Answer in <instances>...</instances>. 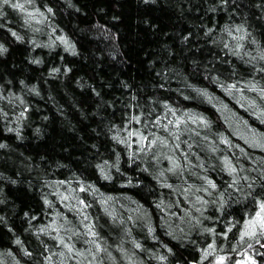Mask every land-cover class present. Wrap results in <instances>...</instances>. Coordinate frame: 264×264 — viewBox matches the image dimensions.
<instances>
[{
  "label": "trees",
  "instance_id": "trees-1",
  "mask_svg": "<svg viewBox=\"0 0 264 264\" xmlns=\"http://www.w3.org/2000/svg\"><path fill=\"white\" fill-rule=\"evenodd\" d=\"M12 2L23 9H0V42L7 47L0 54V144L6 145L0 148V264H41L45 256L52 264H212L217 252L227 257L225 264H252L250 256L264 264V237L241 239L244 222L258 210L253 198L229 189L228 203L222 209L215 203L231 183L224 157L239 177L258 176L264 168V148L253 143H264V0H229L227 7L218 0ZM212 4L217 8L209 11ZM45 5L55 13L47 19L35 11H45ZM241 23L247 35L237 48L243 33L234 25ZM225 25L233 36L221 31ZM11 30L24 39L16 40ZM53 68L60 71L51 73ZM228 84L235 88L226 91ZM165 99L188 124L179 133L180 149L130 156L138 145L129 148L113 134L117 128L121 138L128 129L144 131L139 123H127L141 111L152 131L177 143L155 127L156 116L163 123L173 120L155 104ZM188 116L206 117L208 125L192 124ZM161 151L175 156L183 170L167 172L166 156L158 164L149 158ZM101 168L112 178L105 179ZM161 169L163 185L164 178L157 179ZM205 175L219 186L212 196L199 190ZM261 183L256 181L257 194ZM198 196L210 203L198 202ZM78 197L89 207L79 205ZM86 225H94L98 235H87ZM41 227L47 231L38 232ZM57 235L74 250L64 248ZM209 244L213 254L201 259Z\"/></svg>",
  "mask_w": 264,
  "mask_h": 264
},
{
  "label": "snow or ice",
  "instance_id": "snow-or-ice-1",
  "mask_svg": "<svg viewBox=\"0 0 264 264\" xmlns=\"http://www.w3.org/2000/svg\"><path fill=\"white\" fill-rule=\"evenodd\" d=\"M145 2L147 3L148 0H145ZM218 4L222 5L224 7H227L229 4V0H218ZM8 5H10V7L13 9H17V8L23 9V5H21L18 2L13 3L12 0H0V9H2L4 6H8ZM216 8H217V5L212 4L209 7V11H214V10H216ZM35 11L38 12L40 17L43 19H47V14H52V15L55 14L54 9L48 5H45V11H40V9H38V8L35 9ZM3 15H4V12L2 10H0V16H3ZM32 19H35V17H32ZM234 28H235V32L237 34L243 33L242 35L239 36V39L236 43L237 48H243L244 45L242 43H240L239 41L245 39V37L247 35L246 28H245L243 23L234 25ZM212 31H213L212 28L207 29V33H211ZM221 31L226 32L229 36H233L232 28H230L228 25H225ZM11 34L13 37H15L16 40H23L24 39V37L21 34H19L18 32H16L15 30H11ZM190 35H191V33L188 34V36H190ZM188 36H184L183 40L187 41ZM58 39L63 44H65L66 50H70L73 53H75V51H76L75 46L68 40V38L66 36H60V37H58ZM224 47L227 48L229 46L227 44H225ZM5 52H7V47L3 42H0V54H3ZM261 59H264V55L261 56ZM33 62L34 63H41V61L39 59H36ZM260 70L264 71V68H262ZM59 71H60L59 68L51 69V73H57ZM215 79L218 81L219 77L217 76V77H215ZM21 83H23V81H21ZM221 86L223 87V85H221ZM232 88H235V84H228L227 88L225 90L227 91V90L232 89ZM32 90L36 91L35 87H33ZM199 91L204 93L205 95L207 94L206 90H204V89H200ZM260 93H261V96H264V89H260ZM7 99L12 100V102L14 104L16 103V100H13L12 97H7ZM18 99H19V102L21 104L24 103L22 98H18ZM131 99H132V101L135 102L136 105H139V100L137 99L136 95H133L131 97ZM153 99H155V98H153ZM253 103H255V102L253 101ZM155 104L162 105L163 110L165 112H168L170 115L173 116V120L168 121L167 123H163L161 121L160 116H156L155 127L164 129L165 131H168L169 135L172 136L173 139L175 141H177V143L170 144L168 136L161 135V134H158V133L152 131L150 129V126L148 124H145L143 119H142V117L146 114L144 111H141L139 114L132 115L130 120L127 122L128 124H131L132 122H136V123L141 124L142 127L144 128V131H142L141 129H128L127 138H121V136L119 135V132L121 131V129L117 128V126L114 124L112 125L113 128H117V131L113 134V139L117 140L121 144H125L129 148L132 147V144L138 145V147L136 149H134L132 152L129 153L130 156H134L137 159H140V156L138 155L139 153H154L157 148L167 147L169 152L174 151V150H179L181 147V145L179 143V141H180L179 133L189 130L187 122L185 121L182 123L180 116L177 115L178 110L175 109L169 103L168 100H166V99L162 100V101L161 100H155ZM153 106H155V105H153ZM25 113H26V110H22L19 113V118L23 119L25 116ZM147 115L151 116L152 113L148 112ZM45 119H46V117H45ZM164 119H167V117L165 116ZM187 121H191L192 124H197L198 122H202L204 126L208 125L207 118L202 117V116H197L195 118H193L192 116H188ZM262 122H264V121H262ZM173 125H175V127H173ZM7 131H18V128H8ZM38 131H39V129H38ZM191 131L195 132V129H191ZM133 137H138V139H132ZM129 141H131V143H129ZM224 142L229 143V141H227V140H225ZM185 143H187L188 148L191 149L192 144L190 142H187V141ZM253 143L257 147L264 148V143H261L259 141H255V140L253 141ZM5 146L6 145H4V144H0V148H3ZM213 151H215V149H213ZM161 156H166L167 160L170 162L171 166L169 168H167V172L175 174V173H177L178 170H183V165L175 156L167 155L163 151L156 153L155 155H151L149 158L152 160H155L158 164L159 158ZM185 159H187V158L185 157ZM223 160H224V165H223L224 171H227L229 173V175L231 177V183L227 184L225 186L224 192H220V198L218 201H215V203L219 204V206L222 209L223 206L226 203H228V201L225 199V194L228 192L229 189H233L235 192L241 193L242 195H245V196H251L253 198V201L257 204L258 210L256 211L254 216H252L249 220H246L244 222L245 226L241 230V239L243 240L245 237H248V238H251V239L259 242V238L264 237V183L260 184V188L262 189V191H260L259 194L254 192V188L256 187V181L257 180L264 181V168H260L258 176L244 175L243 177H239L237 166L235 164H233V162L228 157H224ZM105 163H108V162H105ZM188 163L191 164V161H189ZM97 167H99V165ZM200 167H203V165H200ZM254 171H255V169H254ZM101 172L104 174L105 179H111L112 178L109 174L104 172L103 168H101ZM161 177L164 178L161 180V184L163 185L164 182L167 180V177L165 176V170L164 169L160 170L159 175L157 176V179H160ZM202 180L204 183L201 186V188L199 189L200 191H202L204 193H208L209 196H212V195H214L213 190H217V191L219 190V186L217 185V183L213 179H211L209 176H207V175L203 176ZM241 181L244 182V188L243 189L239 187V184L241 183ZM13 183H15V181H13ZM127 183H132V181L129 179L127 181ZM167 186L169 188L172 187L171 184H168ZM87 190H88V188L85 185V183L81 182L80 183V191L86 192ZM77 199H78L79 205H82L83 208L89 207L87 202L82 197H78ZM109 199H111V198H109ZM197 201L203 202V203H210V201H205L203 196H198ZM44 202L50 203L47 198H45ZM103 203L106 205L107 201H103ZM70 207L72 210H75V208H76L75 205H70ZM25 215H28V213H25ZM84 219H87V217L85 216ZM193 219L195 220L196 218L193 217ZM210 219H211V217H210ZM53 223H55V221ZM197 223H199V221H197ZM86 227L88 228L87 235H89V236H97L98 235V233L95 231L94 225H86ZM149 230L151 231V228H149ZM206 230L212 231V229H206ZM46 231H47L46 227H41L38 229V232H40V233H44ZM48 234L51 235V233H48ZM222 235H227V233H222ZM153 238H155V237H153ZM55 239L60 241L62 243L63 247L66 248L69 252L74 250V245L71 243L65 242L64 237L62 235H57L55 237ZM16 243L17 244L20 243L19 239L16 240ZM41 243H43V241H41ZM91 243L96 244V241H91ZM96 247L98 250L100 249L99 244H96ZM136 247L137 248L141 247L139 242H136ZM165 247H167V246L165 245ZM249 248H251V244H249ZM168 251L171 252L172 249L169 248ZM213 252H214V246H213V244H209L208 249L204 251V254L201 256V259H207L210 255L213 254ZM24 254L28 255V256L32 255V253L29 252L27 249L24 250ZM61 255H64V253H61ZM159 259L166 260L167 257L161 255L159 257ZM226 259H227V257L225 255L217 252V253H215V259L213 260L212 264H225ZM249 260L252 262V264H256L253 257L250 256ZM41 264H52L50 257L45 256L44 260L41 262ZM193 264H198V262L194 261Z\"/></svg>",
  "mask_w": 264,
  "mask_h": 264
}]
</instances>
